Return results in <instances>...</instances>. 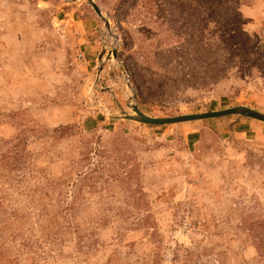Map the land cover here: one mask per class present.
Wrapping results in <instances>:
<instances>
[{
	"label": "rangeland",
	"instance_id": "rangeland-1",
	"mask_svg": "<svg viewBox=\"0 0 264 264\" xmlns=\"http://www.w3.org/2000/svg\"><path fill=\"white\" fill-rule=\"evenodd\" d=\"M92 1L0 0V264H264L252 119L118 108L264 113V0Z\"/></svg>",
	"mask_w": 264,
	"mask_h": 264
},
{
	"label": "water",
	"instance_id": "water-1",
	"mask_svg": "<svg viewBox=\"0 0 264 264\" xmlns=\"http://www.w3.org/2000/svg\"><path fill=\"white\" fill-rule=\"evenodd\" d=\"M71 2L75 0H70ZM87 1L94 12L102 18L101 12L96 6V4L92 0H85ZM105 26L108 27V22L104 20ZM117 50L118 46H113L111 48V56L115 61L118 60L117 58ZM104 56V50H101L99 56H98V61H99V66H98V72H100V69L102 67V63L100 62L102 60V57ZM110 55L108 54L106 56V60L109 61ZM117 68L124 74L126 78V84L129 87V76H128V70L126 66L121 63L120 61H117ZM131 93L132 96L127 102V106L129 107L131 113H124L120 107L118 106L121 114L122 119L126 120H131L135 121L141 124H146V125H154V126H162V125H172V124H181V123H188V122H193V121H200V120H207V119H216V118H222V117H227V116H241L245 118H249L261 123H264V113H261L259 111H256L252 108L246 107V106H232L229 108L221 109L218 111H211V112H204V113H195V114H185V115H178V116H173V117H163V118H155V117H149L144 114H142L136 104H135V93L132 88Z\"/></svg>",
	"mask_w": 264,
	"mask_h": 264
},
{
	"label": "crops",
	"instance_id": "crops-1",
	"mask_svg": "<svg viewBox=\"0 0 264 264\" xmlns=\"http://www.w3.org/2000/svg\"><path fill=\"white\" fill-rule=\"evenodd\" d=\"M108 27H109V25H108ZM108 27H106V28L108 29ZM76 32H77V35H78V38H79L78 39V43L80 44L81 49H83V51H85V53L86 52H90L91 49L92 50L96 49L95 47H92L91 42H90V40H92V36H91L92 32H91L89 26H87L86 24L84 25L83 23H81V24H79L77 26ZM99 53H100V50L95 55V59L96 60H97V57L99 56ZM253 123H257V122L252 120V124H248V128L252 130L251 132H253V131H258V132H256L254 135H252V137H253L252 139H254V140H251V141L253 142V141H257V140H259V141L264 140V128L262 126H259V125H264V124H253ZM245 125H247V124H245ZM254 127H256L257 130H255ZM246 134H247V131L246 130H242L240 135L245 137Z\"/></svg>",
	"mask_w": 264,
	"mask_h": 264
},
{
	"label": "trees",
	"instance_id": "trees-1",
	"mask_svg": "<svg viewBox=\"0 0 264 264\" xmlns=\"http://www.w3.org/2000/svg\"><path fill=\"white\" fill-rule=\"evenodd\" d=\"M146 1H148V2H150V0H146ZM153 1V0H152ZM210 1H213V0H206V4L208 3V2H210ZM215 1H217V6L219 7H221V6H227L229 3H231L232 1H235V0H215ZM184 6H187V5H184ZM223 8V7H222ZM201 16H203V15H201ZM205 16H209V13H205ZM206 25H208V23L206 22ZM208 28H207V26L205 27V28H203L202 29V31H206ZM201 31V33H202V36H204V34H203V32ZM188 37L187 38H189V39H199V40H197L198 41V43H201L202 44V46L201 45H199V48L197 49V50H204V49H206V48H204L203 46H206L207 45V42L205 41L206 39H204V38H201L200 37V34L196 37V36H194V35H191V34H188L187 35ZM219 50V49H218ZM203 54H205V53H203ZM222 62V60H215V61H213V62H211V63H201L199 66H198V68H202V70L204 71V72H206L207 74H208V77L210 76V71H209V68L210 67H212L213 69H214V71H218L219 70V67H218V64H220ZM213 71V72H214ZM213 72H212V77H214L213 76ZM6 165V164H5ZM65 210H67V209H65Z\"/></svg>",
	"mask_w": 264,
	"mask_h": 264
}]
</instances>
